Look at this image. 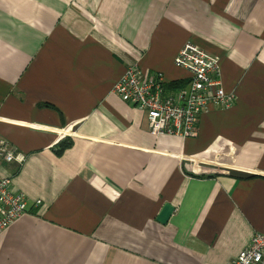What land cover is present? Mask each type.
<instances>
[{"label": "crops", "instance_id": "0c3cea01", "mask_svg": "<svg viewBox=\"0 0 264 264\" xmlns=\"http://www.w3.org/2000/svg\"><path fill=\"white\" fill-rule=\"evenodd\" d=\"M186 43L234 104L152 136L113 87L130 66L184 84ZM0 138L27 204L0 264H232L264 232V0H0Z\"/></svg>", "mask_w": 264, "mask_h": 264}, {"label": "built area", "instance_id": "2783aa9c", "mask_svg": "<svg viewBox=\"0 0 264 264\" xmlns=\"http://www.w3.org/2000/svg\"><path fill=\"white\" fill-rule=\"evenodd\" d=\"M173 64L188 74L182 87L167 90L161 74H145L136 66H130L114 85L113 92L124 103L145 114L152 136L195 138L200 116L212 108L231 107L235 96L221 86L217 57L197 46L183 45ZM24 160V155L0 138V166L20 167ZM11 179L12 176L0 175V233L26 212V199L13 191ZM232 264H264V232L255 233Z\"/></svg>", "mask_w": 264, "mask_h": 264}, {"label": "water", "instance_id": "95a60500", "mask_svg": "<svg viewBox=\"0 0 264 264\" xmlns=\"http://www.w3.org/2000/svg\"><path fill=\"white\" fill-rule=\"evenodd\" d=\"M172 212L173 208L169 204H164L156 218L157 222H159L160 224H166Z\"/></svg>", "mask_w": 264, "mask_h": 264}, {"label": "trees", "instance_id": "16d2710c", "mask_svg": "<svg viewBox=\"0 0 264 264\" xmlns=\"http://www.w3.org/2000/svg\"><path fill=\"white\" fill-rule=\"evenodd\" d=\"M184 84H174V85H171L172 86V88H177V87H182ZM70 143H68V144H65V143H63V144H61V146H60V150L59 151H57V154H58V152H63L65 149H67V148H69L70 147ZM60 153L58 154V155H60Z\"/></svg>", "mask_w": 264, "mask_h": 264}]
</instances>
